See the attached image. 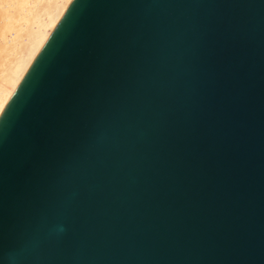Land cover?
<instances>
[{"label":"water","instance_id":"1","mask_svg":"<svg viewBox=\"0 0 264 264\" xmlns=\"http://www.w3.org/2000/svg\"><path fill=\"white\" fill-rule=\"evenodd\" d=\"M0 264H264V0H71L0 115Z\"/></svg>","mask_w":264,"mask_h":264},{"label":"bare ground","instance_id":"2","mask_svg":"<svg viewBox=\"0 0 264 264\" xmlns=\"http://www.w3.org/2000/svg\"><path fill=\"white\" fill-rule=\"evenodd\" d=\"M70 1L43 0L39 3L38 0L24 9L23 22L9 31L10 37L0 31V39L4 40L0 44L1 56L5 53L0 56V115Z\"/></svg>","mask_w":264,"mask_h":264},{"label":"rangeland","instance_id":"3","mask_svg":"<svg viewBox=\"0 0 264 264\" xmlns=\"http://www.w3.org/2000/svg\"><path fill=\"white\" fill-rule=\"evenodd\" d=\"M39 1V3H42L43 0ZM35 3H38V0H0V31L4 34H8V37H10V35L12 34L11 32L15 30L19 23L21 24L23 22L21 17H23L24 15V9L28 8L29 6H33ZM3 41L4 40L1 38V45ZM1 54L2 53L0 52V56ZM4 55L5 53L1 57H3Z\"/></svg>","mask_w":264,"mask_h":264}]
</instances>
